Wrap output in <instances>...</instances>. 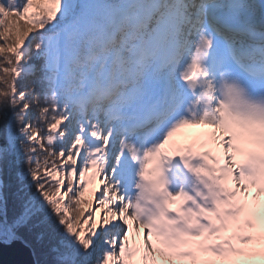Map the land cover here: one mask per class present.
<instances>
[{
  "label": "snow or ice",
  "instance_id": "obj_1",
  "mask_svg": "<svg viewBox=\"0 0 264 264\" xmlns=\"http://www.w3.org/2000/svg\"><path fill=\"white\" fill-rule=\"evenodd\" d=\"M0 110V248L264 264V0H0Z\"/></svg>",
  "mask_w": 264,
  "mask_h": 264
},
{
  "label": "trees",
  "instance_id": "obj_2",
  "mask_svg": "<svg viewBox=\"0 0 264 264\" xmlns=\"http://www.w3.org/2000/svg\"><path fill=\"white\" fill-rule=\"evenodd\" d=\"M34 79L35 78L30 79L29 83L33 82ZM6 123H7V121L4 119L3 111L0 110V134H1L0 145L5 144L2 129H4V124H6ZM13 126H14V123H13ZM6 180L9 184L8 215H9V218H12L13 216L18 215L19 213H21L23 211L21 202L18 199H16V197L13 195V193H15V191H16L17 185L14 182V171L12 169H9L8 174L6 176ZM98 186H99V183H98V180L96 179L95 181H93L90 184V186H89L90 191L88 193H86L85 199L92 201L91 207L94 206V203H95L96 198H97V193H99L98 191H94L95 189L98 188ZM86 215H87V213H86ZM84 227L87 228V225H84ZM21 234L28 237L29 239L32 238V234L29 232L28 229H21ZM41 259L47 260L51 264V262L54 260V256L45 255V256H42Z\"/></svg>",
  "mask_w": 264,
  "mask_h": 264
},
{
  "label": "water",
  "instance_id": "obj_3",
  "mask_svg": "<svg viewBox=\"0 0 264 264\" xmlns=\"http://www.w3.org/2000/svg\"><path fill=\"white\" fill-rule=\"evenodd\" d=\"M31 249L17 242L11 247L0 248V264H33Z\"/></svg>",
  "mask_w": 264,
  "mask_h": 264
},
{
  "label": "rangeland",
  "instance_id": "obj_4",
  "mask_svg": "<svg viewBox=\"0 0 264 264\" xmlns=\"http://www.w3.org/2000/svg\"><path fill=\"white\" fill-rule=\"evenodd\" d=\"M6 125H7V123L6 124H4V129H2L3 130V138H4V140H5V136H6V131H7V128H6ZM0 139H1V134H0ZM3 140V139H2ZM3 140V141H4ZM2 141V142H3ZM97 180H98V183H99V178H97ZM99 187H101L100 186V183H99V186H98V188ZM99 197V193H97V198ZM97 198H96V200H97ZM96 206V201H95V203H94V206L93 207H95Z\"/></svg>",
  "mask_w": 264,
  "mask_h": 264
},
{
  "label": "bare ground",
  "instance_id": "obj_5",
  "mask_svg": "<svg viewBox=\"0 0 264 264\" xmlns=\"http://www.w3.org/2000/svg\"><path fill=\"white\" fill-rule=\"evenodd\" d=\"M191 131V130H190ZM191 132H195V131H191Z\"/></svg>",
  "mask_w": 264,
  "mask_h": 264
}]
</instances>
